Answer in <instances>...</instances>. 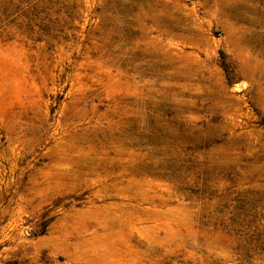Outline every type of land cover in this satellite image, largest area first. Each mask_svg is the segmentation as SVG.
I'll use <instances>...</instances> for the list:
<instances>
[{
    "label": "rangeland",
    "instance_id": "1",
    "mask_svg": "<svg viewBox=\"0 0 264 264\" xmlns=\"http://www.w3.org/2000/svg\"><path fill=\"white\" fill-rule=\"evenodd\" d=\"M161 1L0 0V264H264V0ZM152 90L187 140H106Z\"/></svg>",
    "mask_w": 264,
    "mask_h": 264
},
{
    "label": "bare ground",
    "instance_id": "2",
    "mask_svg": "<svg viewBox=\"0 0 264 264\" xmlns=\"http://www.w3.org/2000/svg\"><path fill=\"white\" fill-rule=\"evenodd\" d=\"M204 1L207 2L208 0H204ZM227 2L228 1L218 0L217 6L222 7L221 5L222 4L225 5ZM148 6L150 7L151 10L154 9L156 11L159 8H161V10H164L163 7H165V3H164V1H161V0H150V2L148 3ZM243 8H245V7H243ZM233 9H234V7L231 4V2H228L227 10L230 13H232ZM237 9H238V6H235V12ZM251 11L252 12L256 11V8H252ZM235 12L233 14H235ZM161 14L158 15L157 13L156 14L144 13L142 15L141 23H142V26L144 27V34L146 36H147V29L149 28L146 26L150 23V21L154 26H156L158 31H162L160 28L163 25L167 24V20H165V18H163L165 15H161ZM166 14H167V12H166ZM145 20H146V22H145ZM258 23H260V22H258ZM150 29H154V28H151V26H150ZM155 38H153V39H155ZM158 50H159L158 53H160V51L163 50V47L159 46ZM144 53H147V52L145 51L141 54L144 55ZM152 63L154 66H157V67L159 66L156 70H159V72L161 73V71H162L161 66L162 65L161 66L159 65L160 60L156 59V61H154ZM163 74H165V73H163ZM173 77H178V74H174V75H172L171 73L166 74V77H163L162 79H164V78L165 79H171ZM160 78H161V76H160ZM163 83H164V86H162V87H165L164 89H171V90L173 89L172 88L173 86H171L166 80ZM162 94H164V93H162ZM161 95L159 94V90H152L150 93L147 94V96H146L147 98L144 97L143 99L138 98V99H120V100H118L117 104L122 109L124 119H122L120 116H118V119L114 123L111 121V124L109 125L108 130H105L107 132H103L102 136H104L106 138V140H108L110 143L115 142L114 144H127V143L123 142V139L126 137L132 138V140H133L132 144L143 143L142 140L145 138H147V141L151 140V142H154V143L156 142L157 144H160V143L170 144L171 142H175L177 140H187V138L189 137V130H191L192 128L188 129L189 126L175 125L173 123L174 121H181L180 111H175V112L173 111L174 114H173L171 119L166 117L165 114H167V113L165 112L164 109H162V106H163V103L168 101L169 98H167V96L163 97ZM170 99H171V97H170ZM193 103L194 102L191 101L188 104L184 103L183 105L184 106H190ZM167 105H169V103ZM193 130H195V129H193ZM195 131L197 132V135H200V136L204 135V133L202 132L203 131L202 129H198ZM208 132H209V130H207L206 133H208ZM197 137L198 136H196V135L193 136V138H197ZM106 140L102 143V145L105 144ZM117 148H119V147H117ZM93 149H94V147H91L92 151H93ZM83 162H84L86 167L94 168L91 165L93 163V160L86 159ZM95 167L96 168L101 167V164H97Z\"/></svg>",
    "mask_w": 264,
    "mask_h": 264
}]
</instances>
